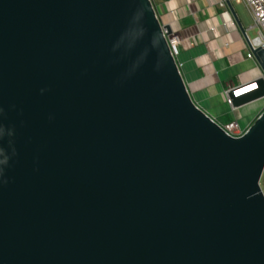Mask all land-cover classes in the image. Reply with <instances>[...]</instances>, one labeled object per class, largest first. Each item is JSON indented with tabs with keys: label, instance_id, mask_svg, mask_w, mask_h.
I'll list each match as a JSON object with an SVG mask.
<instances>
[{
	"label": "water",
	"instance_id": "water-1",
	"mask_svg": "<svg viewBox=\"0 0 264 264\" xmlns=\"http://www.w3.org/2000/svg\"><path fill=\"white\" fill-rule=\"evenodd\" d=\"M163 27L152 0H0V264H264V111L228 134ZM250 49L234 108L264 97Z\"/></svg>",
	"mask_w": 264,
	"mask_h": 264
},
{
	"label": "crops",
	"instance_id": "crops-1",
	"mask_svg": "<svg viewBox=\"0 0 264 264\" xmlns=\"http://www.w3.org/2000/svg\"><path fill=\"white\" fill-rule=\"evenodd\" d=\"M156 2L162 21L174 22L181 37L178 49L179 59L184 63L182 74L196 103L220 123L228 117L227 121L238 118L245 127L250 126L256 112L253 110L259 106L252 107L249 103L234 108L227 93L262 76L256 59L247 57L251 47L248 38L257 35L254 23L244 27L234 1V12L228 2L222 5L224 0ZM243 117L248 120L242 122Z\"/></svg>",
	"mask_w": 264,
	"mask_h": 264
},
{
	"label": "built area",
	"instance_id": "built-area-1",
	"mask_svg": "<svg viewBox=\"0 0 264 264\" xmlns=\"http://www.w3.org/2000/svg\"><path fill=\"white\" fill-rule=\"evenodd\" d=\"M231 2L237 1V2H244L246 6L248 7L253 21L254 25L253 27L257 29V35L251 39L248 38L250 41V44L254 48L262 47L264 48V0H230ZM153 5L157 11V14L163 23V25H166L161 19L160 13H158V4L156 0H152ZM227 0H224L222 5H225ZM172 12L175 13V9H172ZM168 25L171 26L172 32L169 34L168 30L163 27V31L166 35V38L168 40V43L170 45L171 51L176 58L177 64L179 69L182 71L184 67V63L179 59V45L181 43V37L179 35L178 30L174 27V22L169 23ZM248 58H255L251 49L250 52L247 55ZM228 95V93H227ZM264 98V97H263ZM229 100V97H228ZM230 102V100H229ZM217 121V120H216ZM220 123V122H219ZM220 125L223 127V129L230 135L234 137H240L242 136L250 126H242L240 120L238 118H234L228 122L220 123Z\"/></svg>",
	"mask_w": 264,
	"mask_h": 264
},
{
	"label": "rangeland",
	"instance_id": "rangeland-1",
	"mask_svg": "<svg viewBox=\"0 0 264 264\" xmlns=\"http://www.w3.org/2000/svg\"><path fill=\"white\" fill-rule=\"evenodd\" d=\"M234 3V5H235V7H236V9H237V11H238V13H239V15H240V17H241V19H242V22H243V25H244V27H249V26H251V25H253V23H254V21H253V18H252V16H251V13H250V11H249V9H248V7L246 6V4L245 3H236L235 1L233 2ZM255 35V32H254V30H252L251 31V36L253 37ZM250 105L252 106V107H255V106H259L258 107V109L257 110H253V111H256V112H254L253 113V121L252 122H254L256 119H257V117L264 111V98H261V99H258V100H256V101H254V102H252V103H250ZM249 107V106H248ZM243 109H246V108H243ZM245 113V112H244ZM247 113V112H246ZM250 116H252V114L250 115ZM249 116V117H250ZM242 120V122H244L245 120H248V118L246 119V118H241ZM227 120H228V117H224L223 118V120L221 121L222 123H225V122H227ZM246 122V121H245ZM242 124V123H241ZM244 124V123H243ZM242 124V126H244ZM253 123H251V125H252ZM250 125V126H251ZM261 187H262V189H263V191H264V174H263V176H262V179H261Z\"/></svg>",
	"mask_w": 264,
	"mask_h": 264
},
{
	"label": "snow or ice",
	"instance_id": "snow-or-ice-1",
	"mask_svg": "<svg viewBox=\"0 0 264 264\" xmlns=\"http://www.w3.org/2000/svg\"><path fill=\"white\" fill-rule=\"evenodd\" d=\"M255 87H257V85L255 84L251 85V88H255ZM245 91H247V89H245Z\"/></svg>",
	"mask_w": 264,
	"mask_h": 264
},
{
	"label": "trees",
	"instance_id": "trees-1",
	"mask_svg": "<svg viewBox=\"0 0 264 264\" xmlns=\"http://www.w3.org/2000/svg\"><path fill=\"white\" fill-rule=\"evenodd\" d=\"M230 121V120H229ZM228 122V121H227Z\"/></svg>",
	"mask_w": 264,
	"mask_h": 264
}]
</instances>
